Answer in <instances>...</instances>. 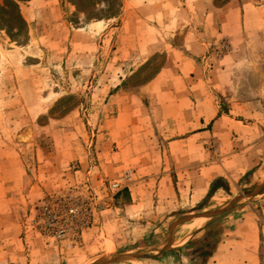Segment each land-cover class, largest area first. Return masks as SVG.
Listing matches in <instances>:
<instances>
[{"label":"rangeland","instance_id":"rangeland-1","mask_svg":"<svg viewBox=\"0 0 264 264\" xmlns=\"http://www.w3.org/2000/svg\"><path fill=\"white\" fill-rule=\"evenodd\" d=\"M199 1L0 0V264H204L200 254L264 194L261 168L218 178L226 191L174 217L153 207L154 182L135 190L154 171L140 164L183 132L161 119L179 75L161 71L171 55L179 63ZM235 1L239 93L264 130V0ZM232 48L227 35L210 45L207 70ZM130 188L148 190L138 211L123 204Z\"/></svg>","mask_w":264,"mask_h":264},{"label":"crops","instance_id":"crops-1","mask_svg":"<svg viewBox=\"0 0 264 264\" xmlns=\"http://www.w3.org/2000/svg\"><path fill=\"white\" fill-rule=\"evenodd\" d=\"M238 9L235 0L221 5L196 2L187 21L190 26L184 29L186 43L178 51L179 63L171 55L161 71L172 68L179 74L175 81L167 82V116L161 119L174 121V130L175 122H183L177 126L183 132L167 139L164 150L155 146L152 164H140L141 169L154 171L138 182L135 190L147 188L148 180L154 182L159 194L151 198L153 207L157 204V209H167L171 217L188 213L207 199L215 179L224 177L231 183L255 168L264 169L263 123L249 121L248 117L255 115L244 108H249L251 101L240 96L234 66L238 55L234 44L240 32ZM224 35L233 43L232 52L207 70L205 53ZM224 187L215 192L226 191ZM130 191L129 201L123 204L138 211L140 204L148 201L144 199L148 190L141 197L132 188ZM247 205L241 221L219 241L206 264H264V194Z\"/></svg>","mask_w":264,"mask_h":264},{"label":"water","instance_id":"water-1","mask_svg":"<svg viewBox=\"0 0 264 264\" xmlns=\"http://www.w3.org/2000/svg\"><path fill=\"white\" fill-rule=\"evenodd\" d=\"M253 192V190L249 191L247 193V195H250L251 193ZM239 199H236L232 204H235L236 202H238ZM230 208V206L228 207ZM226 209H221V210H217V211H214V212H210V213H206V214H203L201 215V217H207V218H210V217H213V216H216L222 212H224ZM156 248H152V249H147V250H140V251H137L135 253H130V252H126V253H121V254H118L115 256V260H129V259H138L140 258L143 254H145V252L147 251H154Z\"/></svg>","mask_w":264,"mask_h":264},{"label":"trees","instance_id":"trees-1","mask_svg":"<svg viewBox=\"0 0 264 264\" xmlns=\"http://www.w3.org/2000/svg\"><path fill=\"white\" fill-rule=\"evenodd\" d=\"M217 183H218V179H216V180H214V181L212 182V184H211V190H210L209 196H211V195L215 192V190H216L218 187H224L223 184H217ZM219 241H220V240H219ZM219 241H217V242L213 245V247L211 248V250H209V251H205V252H203V253L200 254V256H202V258H204V257L207 255V256H206V259H205V261H204V264L207 263V261H208V259L210 258V256L215 252L216 247H217V244L219 243Z\"/></svg>","mask_w":264,"mask_h":264},{"label":"bare ground","instance_id":"bare-ground-1","mask_svg":"<svg viewBox=\"0 0 264 264\" xmlns=\"http://www.w3.org/2000/svg\"><path fill=\"white\" fill-rule=\"evenodd\" d=\"M254 192H255V191H253L252 195L254 194ZM252 195H251V196H252Z\"/></svg>","mask_w":264,"mask_h":264},{"label":"built area","instance_id":"built-area-1","mask_svg":"<svg viewBox=\"0 0 264 264\" xmlns=\"http://www.w3.org/2000/svg\"><path fill=\"white\" fill-rule=\"evenodd\" d=\"M223 48H224V45H223Z\"/></svg>","mask_w":264,"mask_h":264}]
</instances>
